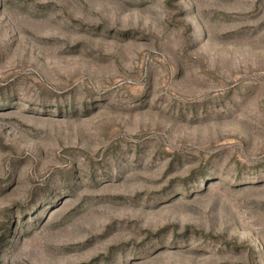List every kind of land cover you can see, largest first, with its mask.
<instances>
[{
	"label": "rangeland",
	"instance_id": "1",
	"mask_svg": "<svg viewBox=\"0 0 264 264\" xmlns=\"http://www.w3.org/2000/svg\"><path fill=\"white\" fill-rule=\"evenodd\" d=\"M0 264H264V0H0Z\"/></svg>",
	"mask_w": 264,
	"mask_h": 264
}]
</instances>
